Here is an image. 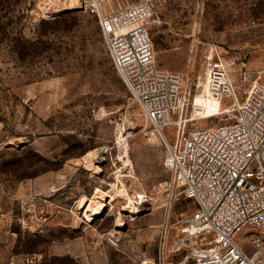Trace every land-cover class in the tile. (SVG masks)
Segmentation results:
<instances>
[{
  "label": "rangeland",
  "instance_id": "obj_1",
  "mask_svg": "<svg viewBox=\"0 0 264 264\" xmlns=\"http://www.w3.org/2000/svg\"><path fill=\"white\" fill-rule=\"evenodd\" d=\"M49 1L0 0V188L21 219L14 250L42 253L38 264H139L161 227L178 224L195 203L169 199L165 147L146 134L96 14L68 0L69 10L45 19ZM150 1L156 66L181 74L212 117L187 128L230 122L224 105L201 95L206 62L229 66L245 88L264 83V0ZM91 198L106 207L87 219L81 208Z\"/></svg>",
  "mask_w": 264,
  "mask_h": 264
},
{
  "label": "built area",
  "instance_id": "obj_2",
  "mask_svg": "<svg viewBox=\"0 0 264 264\" xmlns=\"http://www.w3.org/2000/svg\"><path fill=\"white\" fill-rule=\"evenodd\" d=\"M112 1L78 0L76 5L96 14L111 61L142 109L146 134L165 147L169 199L184 195L195 203L178 224L161 227L156 248L139 256V264H264V83L245 88L229 66L209 58L201 95L224 105L223 113L233 119L187 128L212 117L184 90L181 74L156 66L150 32L154 4L139 0L114 7ZM68 6V0H50L42 16L55 17ZM42 259V253L20 254L8 264Z\"/></svg>",
  "mask_w": 264,
  "mask_h": 264
},
{
  "label": "crops",
  "instance_id": "obj_3",
  "mask_svg": "<svg viewBox=\"0 0 264 264\" xmlns=\"http://www.w3.org/2000/svg\"><path fill=\"white\" fill-rule=\"evenodd\" d=\"M23 191L25 192L24 187L19 190V193H23ZM83 199L84 197L81 200ZM91 200L95 199L91 198ZM87 201H90V199H87ZM10 211L8 197L3 196L0 188V264H8L16 255L12 230L14 225L21 224V219L19 216H12L13 214ZM11 217L12 221H10Z\"/></svg>",
  "mask_w": 264,
  "mask_h": 264
},
{
  "label": "bare ground",
  "instance_id": "obj_4",
  "mask_svg": "<svg viewBox=\"0 0 264 264\" xmlns=\"http://www.w3.org/2000/svg\"><path fill=\"white\" fill-rule=\"evenodd\" d=\"M92 156H93V154L92 155H89L90 158ZM84 164L87 167L93 168V164H92V160L91 159L90 160H87L85 158ZM125 190H121L120 193H123ZM92 203H95V205H92ZM105 207H106L105 201L90 200V201H87L86 203H84L82 205V208L81 209H85L86 208L85 213H84V217L85 218H87V219H93V218L97 217V214L100 213V212H102ZM134 212H135V210H134ZM120 220H118V221H120Z\"/></svg>",
  "mask_w": 264,
  "mask_h": 264
},
{
  "label": "trees",
  "instance_id": "obj_5",
  "mask_svg": "<svg viewBox=\"0 0 264 264\" xmlns=\"http://www.w3.org/2000/svg\"><path fill=\"white\" fill-rule=\"evenodd\" d=\"M60 14H62V13H58V14H56L55 17H57V16L60 15Z\"/></svg>",
  "mask_w": 264,
  "mask_h": 264
}]
</instances>
